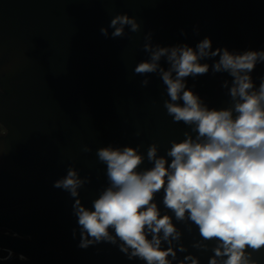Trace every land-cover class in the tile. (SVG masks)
Instances as JSON below:
<instances>
[{"label": "water", "instance_id": "obj_1", "mask_svg": "<svg viewBox=\"0 0 264 264\" xmlns=\"http://www.w3.org/2000/svg\"><path fill=\"white\" fill-rule=\"evenodd\" d=\"M125 13L136 18L139 31L126 26L123 37L112 38L111 28L108 37L101 34ZM148 32L153 45L163 47L195 48L209 37L212 50H264V0H0V121L7 129L0 137V202L6 207L0 223L23 237L2 234L0 246L28 258L4 264H144L110 243L79 248L74 198L53 185L75 167L81 178H90L79 198L91 207L108 183L106 165L96 156L99 147L139 145L145 169L152 166L149 145L156 143L165 155L172 140L190 131L167 115L160 77L149 74L142 87L146 77L134 73L148 59ZM216 59L202 60L209 72L189 76L186 85L219 109L230 105L222 84L227 80L230 87L232 77L212 72ZM160 63L167 69L164 58ZM251 76L259 86L264 63ZM85 146L91 151H83ZM162 199L161 191L156 201L162 214H171ZM177 227L188 252L208 264L213 243L208 251L193 248L201 239L198 229ZM253 258L264 264V249Z\"/></svg>", "mask_w": 264, "mask_h": 264}, {"label": "clouds", "instance_id": "obj_2", "mask_svg": "<svg viewBox=\"0 0 264 264\" xmlns=\"http://www.w3.org/2000/svg\"><path fill=\"white\" fill-rule=\"evenodd\" d=\"M126 26L131 32L140 30L136 18L125 13L115 15L100 32L108 37L111 28L112 38L123 37ZM145 41L148 59L139 62L134 73L146 77L142 87L148 86L149 74L160 77L166 86L167 115L190 131L183 133L182 140H172L165 155L158 154L156 143L149 145L147 161L152 166L145 169L139 145L99 147L96 156L106 165L108 183L91 207L79 198V190L90 178H81L75 167L70 166L54 182L55 188L74 198L78 247L104 242L117 246L129 260L144 264H200L181 242L178 222L188 232L193 226L198 229L201 239L193 248L208 251L209 242L213 243L208 264H258L253 253L264 249V76L257 86L251 73L264 63V50H212L209 37L195 48L187 44L163 47L153 45L151 32ZM216 57L212 72L232 77L230 87L227 80L222 84L230 105L219 109L210 108L186 85L189 76L209 72L210 65L202 60ZM162 58L167 69L160 63ZM83 151L91 148L85 146ZM161 191L164 208L171 214H162L156 201ZM5 251L7 256L2 255ZM178 253L187 254L178 258ZM13 255L11 249L0 246V262ZM18 259L28 258L20 254Z\"/></svg>", "mask_w": 264, "mask_h": 264}, {"label": "flooded vegetation", "instance_id": "obj_3", "mask_svg": "<svg viewBox=\"0 0 264 264\" xmlns=\"http://www.w3.org/2000/svg\"><path fill=\"white\" fill-rule=\"evenodd\" d=\"M7 132V129L6 127L4 126V124L0 121V137L5 135ZM6 207H3L1 205V202H0V212H2L3 210H5ZM0 229H2V231H0V235H6V236H9V237H13V238H23L20 234L18 236H14L12 235L13 233H17L16 231H14L13 229L7 227V226H4L0 223ZM18 234V233H17ZM27 238V237H26ZM5 249V248H4ZM14 253V255L12 256V259L10 260H4L2 262H0V264H4V263H13V262H16V261H25V260H20L18 259V256L22 253H18L16 251H12ZM2 255L4 256H7L8 253L5 251L2 253Z\"/></svg>", "mask_w": 264, "mask_h": 264}]
</instances>
